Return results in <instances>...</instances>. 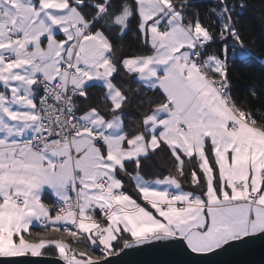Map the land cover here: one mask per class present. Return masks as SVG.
<instances>
[{
	"label": "crops",
	"instance_id": "0c3cea01",
	"mask_svg": "<svg viewBox=\"0 0 264 264\" xmlns=\"http://www.w3.org/2000/svg\"><path fill=\"white\" fill-rule=\"evenodd\" d=\"M136 2L141 31L154 52L126 59L124 68L146 87L160 88L172 107L157 108L146 119V133L131 138L121 115L106 120L96 110L84 112L81 120L108 132L107 139L96 142L90 132L83 131L70 145L37 152L20 147L19 142L30 137L39 123L35 108L42 78L80 90L101 85L115 108L123 105L124 97L113 83L116 68L102 32L84 38L78 49L71 45L82 34L80 27L88 24L78 7L81 2L0 0L4 13L0 75L5 80L0 83V255H41L48 246H55L60 254L68 251L69 245L62 241L15 243L13 237L41 225L42 219L52 226L72 224L73 214L52 216L40 202L46 195L68 200L76 186L81 192L79 230L101 250H110L122 234L136 240L163 233L180 236L192 250L204 253L264 230V130L241 116L218 91L216 80L195 67L194 44L204 31L197 25L185 26L172 0ZM129 15L121 24L124 29ZM163 22L167 29H162ZM7 52L15 57L11 65L2 58ZM69 64L76 68L71 76L65 70ZM161 143L177 154L197 156L207 180L206 198L184 191L175 178L146 180L138 173L135 184L156 214L127 194L111 198L103 192L102 179L108 180L109 191L122 189L116 171ZM237 183L243 188L239 190ZM170 192L176 194L174 203L162 213L160 207L168 203ZM251 192L257 193L255 205L237 202ZM13 193L27 196L26 204L18 207L10 202ZM191 200L194 205H189ZM104 208L108 212L103 216Z\"/></svg>",
	"mask_w": 264,
	"mask_h": 264
},
{
	"label": "trees",
	"instance_id": "16d2710c",
	"mask_svg": "<svg viewBox=\"0 0 264 264\" xmlns=\"http://www.w3.org/2000/svg\"><path fill=\"white\" fill-rule=\"evenodd\" d=\"M108 1L70 0L71 3H82L78 7L87 22H93L92 31L102 32L108 40L111 46L110 60L116 68L112 80L123 94L124 102L120 108H115L105 87L92 84L82 90V95L73 99L74 108L79 115L96 110L106 120L121 115L127 138H131L146 133V119L165 104L167 97L160 88L146 87L136 74L124 68L126 59L149 56L154 52L141 31L136 0H110L104 12L97 17L99 12L96 6H105ZM172 3L185 25H197L204 31L205 54L208 57L217 55L225 61V79L221 82L226 87V98L231 106L250 124L264 130V0H172ZM126 10H129L130 15L124 29L118 18ZM226 48L229 54L237 49L248 52V55L226 59ZM210 75L216 81L221 76ZM1 89L3 86L0 84ZM207 153L212 159L210 147ZM137 173L146 180L175 178L184 191L206 198L207 180L197 156L177 154L166 143H161L156 150L137 161L127 162L116 171L123 192L156 214L135 184L134 175ZM215 178L219 190L217 174ZM41 202L50 208L52 216L59 215L58 200L46 195ZM13 238L15 243L43 240L65 242L70 247L68 251L60 254L55 246H48L41 255L61 257L73 263L104 259L118 253L131 241L127 234H122L110 250H101L94 247L80 231L52 225H33L29 230L15 234ZM68 253L71 254L70 258Z\"/></svg>",
	"mask_w": 264,
	"mask_h": 264
},
{
	"label": "built area",
	"instance_id": "2783aa9c",
	"mask_svg": "<svg viewBox=\"0 0 264 264\" xmlns=\"http://www.w3.org/2000/svg\"><path fill=\"white\" fill-rule=\"evenodd\" d=\"M110 0L105 6L97 5L99 14L97 17L104 12L106 6L109 4ZM96 17V18H97ZM4 19L3 11H0V21ZM182 21V19H181ZM93 22H88V24L80 27L82 34L73 39L71 45L73 48L78 49L80 42L84 38H89L93 35L92 31ZM184 24V23H183ZM162 29H167V23H162ZM189 26V25H185ZM10 36H13V31L9 30ZM206 39L201 37L195 40L194 50H193V61L195 67L205 74L207 78L211 79L210 75V64L208 56L205 54ZM5 65H11L14 62V55L11 52H7L2 56ZM65 70L71 76L76 68L73 64L65 66ZM42 91L36 102V116L38 119V125L34 128L33 133L28 138H23L19 142L20 147H29L34 151L43 152L44 150H50L58 147H63L70 145L73 139L83 131H88L92 135V138L96 142L103 141L107 139L110 134L105 131L99 130L97 127L92 125H87L84 123L80 115L76 112L74 108L73 99L76 96L82 95V90L78 89L71 84H64L60 80L49 81L46 78L41 79ZM216 87L218 91L226 98V87L223 82L216 81ZM168 109L172 107L171 101L167 100L164 104ZM185 129V128H183ZM233 129V125L230 126ZM100 187L103 192L109 194L111 198H117L119 195H125L122 189L116 191H109V182L107 179H102L99 182ZM236 187L240 190L243 188L242 183H237ZM175 192H170L168 203L163 204L160 207L162 213L166 212L168 209V204H173L175 200ZM28 197L25 195L12 194L10 197V202H13L16 206L22 207L26 204ZM237 202L247 203L255 205L257 203V193L251 192L247 197H243ZM42 205L44 203L40 202ZM195 202L191 200L189 205H194ZM59 205V215L73 214L74 221L72 224H66L62 226L65 230H77L80 231L81 222V192L76 186L75 194L68 200H58ZM45 206V205H44ZM185 204H180L179 207H184ZM2 205L0 203V209ZM45 208L50 212V208L45 206ZM108 208L101 210L102 215H106ZM58 215V216H59ZM44 227L51 226L47 219H42L41 223ZM82 235H84L82 233ZM69 258L71 254L67 255Z\"/></svg>",
	"mask_w": 264,
	"mask_h": 264
},
{
	"label": "water",
	"instance_id": "95a60500",
	"mask_svg": "<svg viewBox=\"0 0 264 264\" xmlns=\"http://www.w3.org/2000/svg\"><path fill=\"white\" fill-rule=\"evenodd\" d=\"M0 264H264V230L232 240L210 252H196L173 234L129 241L118 253L87 263L45 255H0Z\"/></svg>",
	"mask_w": 264,
	"mask_h": 264
},
{
	"label": "rangeland",
	"instance_id": "374dc122",
	"mask_svg": "<svg viewBox=\"0 0 264 264\" xmlns=\"http://www.w3.org/2000/svg\"><path fill=\"white\" fill-rule=\"evenodd\" d=\"M129 13V10H126L119 18H118V22L120 24H122L124 18L127 17ZM202 32V31H200ZM205 37V34L204 36ZM201 38V37H200ZM206 39V37H205ZM225 55H226V59L228 58H231V57H236V56H239V57H246L248 55V52L246 51H242V50H237V49H233L231 54L228 53V48L225 49ZM209 62H210V67L212 69H216V71H218V73H221V76L219 79H225L224 78V63L225 61L223 59H221L219 56L217 55H211L209 56ZM5 80H4V77L2 75H0V83H4ZM5 188H7L5 186Z\"/></svg>",
	"mask_w": 264,
	"mask_h": 264
}]
</instances>
